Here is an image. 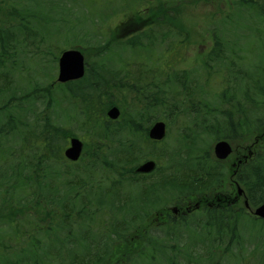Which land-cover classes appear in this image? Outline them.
I'll return each instance as SVG.
<instances>
[{
    "label": "trees",
    "instance_id": "16d2710c",
    "mask_svg": "<svg viewBox=\"0 0 264 264\" xmlns=\"http://www.w3.org/2000/svg\"><path fill=\"white\" fill-rule=\"evenodd\" d=\"M57 1V15L63 18L51 22L60 23L59 31L46 27L47 16L38 13L29 0H0V264H109L123 249H127L122 256L125 264H151L158 255L167 258V264H177L173 256L179 252L180 238L132 242L127 236L148 218L149 210L168 205L166 200L185 204L192 197H209L217 206L204 227L211 229L212 237L207 238L210 247L206 249L216 248V252H197L195 245L187 244L193 262L212 264L209 261L214 257L242 261L249 243L244 238L247 233L241 234L239 228L249 215L242 208L231 209L224 197L214 195L226 180L223 162L195 139L205 134L230 141L255 132L264 135V0H228V15L211 30L212 46L205 64L223 69L226 85L211 100L205 98L199 82L186 85L189 72H167L156 63L161 53L157 58L152 55L154 46H159L158 52H168L179 45L180 38L171 33L173 16L163 12L178 0H156L159 5L152 13L119 39L102 33L103 23L114 13L141 8L149 0ZM88 10L97 13L88 23H81L75 13L87 15ZM60 32L66 35L62 43L56 41ZM64 48H93L95 63L89 67L86 63L84 75L74 81L59 84L52 76L45 82L39 73L28 88L15 87V78L31 79L24 58L54 64ZM136 53L144 57L133 59ZM246 53L256 55L257 60L248 61ZM243 61L253 65L252 72ZM124 89L135 96L133 108L110 120L106 111ZM177 101L189 104L183 113L198 122L191 125L189 134L184 131L176 138L189 135L190 143L181 149L168 143L166 149L154 151L150 146L158 142L150 140L147 131L157 120L170 125ZM57 105L65 112L58 111ZM67 105L71 112L66 111ZM217 116L221 123L206 125L208 118ZM72 136L90 138L98 149L110 150L111 158L107 156L104 165L101 157H95L82 168L78 162L83 153L76 162L66 160L62 151ZM253 147L231 173L250 208L264 202V138ZM145 157L156 162L154 171L134 173ZM163 159L166 165L159 167ZM230 185L234 186L231 180ZM159 194L161 201L156 199ZM32 211L36 216L31 217ZM122 215L127 220L118 218ZM251 218L247 219L258 228L253 236L260 238L254 248H259L260 264H264V220ZM222 219L223 226L219 225ZM173 227L165 226L164 234L170 235ZM249 253L252 256L253 251Z\"/></svg>",
    "mask_w": 264,
    "mask_h": 264
},
{
    "label": "rangeland",
    "instance_id": "374dc122",
    "mask_svg": "<svg viewBox=\"0 0 264 264\" xmlns=\"http://www.w3.org/2000/svg\"><path fill=\"white\" fill-rule=\"evenodd\" d=\"M29 1L32 6L36 7L35 10L38 13H43L45 16H47L44 23L49 30L55 29L59 31L61 29L59 26L60 23L51 22V20L54 18H63V16L57 15L59 10V5L57 0H29ZM148 2L147 3L144 2L141 8H128L127 10H121L119 12L114 13L112 17H110V19L108 18L109 20L108 19L106 20L107 22L103 23V28L101 30L102 33H104L108 38L114 35L116 39L123 38V36H125L126 34H130V32L133 31L132 27L137 26L142 19L147 18L148 15L152 13L151 11L153 10V8H156L155 5L156 6L159 5L156 0H149ZM228 3H229L228 0H178L177 3H175L176 5L175 7L168 8L163 12H166L167 15L170 14L173 16L175 27L173 28L174 31H172L171 33L174 37L176 36L180 38L177 42L179 45L174 46V48L168 52H163V51L158 52L159 46H154L152 50L153 52L152 55L154 56L153 58H157L156 57L157 54L159 55L161 53L162 56L161 61H159L158 58L156 60V63H158V67L162 66L161 68L162 69L165 68L167 72H169V70H175V71L185 70L189 72V75L188 76L186 75L187 76L186 85L190 86L192 84V81L199 82L203 88L202 92L205 93V98L207 97L206 99L209 100L213 98H217L220 95V92L223 89H225L224 87L226 86L224 85V82L222 80V76H223L222 74H224L223 69L221 71H217L216 68L214 67L211 68L212 66L207 67L205 64V58H206L205 56H207V53L212 46L211 30L217 27L218 23L216 22H218V20H221L223 19L222 18L223 16L228 15L227 12ZM94 12L97 13V10L94 11L88 10L87 15L84 14L79 15L77 13L75 14L77 15L81 23H88L90 19H92L91 16L93 15ZM153 12L159 14L162 18L166 17L162 12H159L158 10ZM69 16H74V14H69ZM151 21L154 22L155 20L152 18ZM225 24L227 25V22H225ZM79 26L80 24L77 25V28ZM117 33H119V36L116 35ZM65 38L66 35L60 32L59 35L56 36V41L58 43H62ZM160 46H162V43H160ZM115 51L113 52V54L115 53ZM81 52L84 56V60L86 61L88 67L90 66V64L95 63L96 56L93 48H85L84 50L82 49ZM144 55L146 56L147 54L144 53ZM246 55L248 56V61L250 62L252 61L254 62L255 60H257V57L254 54L250 55L249 53H246ZM47 57L49 56L47 55ZM140 57H144V56H140L138 53H136L135 56L132 58L137 59ZM47 59L48 58H44V61H46ZM144 60H146L149 63L153 62V59L145 58ZM23 61L31 69L32 72L31 79H28L27 76L24 77L20 76L18 78H15V82H14L16 85L15 87L22 88L21 85H23L24 87L28 88L31 80L35 79L36 77L35 74H39V73L42 75V79L44 78L45 82L49 81L52 76H53L52 80L55 81L57 74V60L56 62H54V64L34 63L33 61L25 58L23 59ZM243 63L245 68L249 72L253 71V65L251 63L247 61H243ZM163 64L165 65V67H163ZM212 73L214 75H212ZM160 81L161 79H159V82ZM240 86L243 89V83ZM242 89L240 92H242ZM134 97L135 96L132 92H128L126 89H124L122 93H118L113 97L114 104L112 106H116L119 109L120 115H125L131 112L133 108ZM212 104L214 106L215 104L214 101H212ZM56 109L58 111L65 112L64 108H62L59 105L56 106ZM177 109L178 111H180V113L182 112L181 114L183 115L179 114L178 116ZM188 109H189V104H184L181 101H177V108L174 110V113L171 114L172 122L170 123V125H166L167 130L163 140L152 146H150L149 144H144V145L150 146L151 149L154 151L156 150L161 151L163 149H166V145L168 143L171 146L176 147L177 149H181L182 147L190 143L189 135L187 137L182 136V140L179 141L176 140V138H178L179 136V133L181 134L182 132L185 131V133L189 134L190 133L189 128H191V125L198 123L192 121L193 116H186L184 114L185 112H188ZM196 109H198V107ZM66 111L71 112V106L67 105ZM190 111H192L191 114L193 115V110L190 109ZM213 123H217V124L221 123L220 117L217 116V119L213 117L211 118V120L208 118L206 121V125H210ZM81 138L83 143V149H82L83 157L78 162L81 168L83 166H89L91 164V161L95 157H101V163L103 162L104 165H106V162H108V159L106 157L108 156V158H111L108 153L110 150L109 151L103 150L102 148L98 149L97 145H95L90 138L87 139L85 136H82ZM262 138H264V135L262 134L260 135V133L255 132L253 134L244 136L242 138L233 141L230 140L228 141L234 152L241 150L243 151L242 159L244 160L247 157L246 154H249L250 156L249 149L254 150L253 147L254 143H258ZM195 140L197 141V143H199L200 146L207 148V153L212 155V157L215 160H217L214 157L212 150V147L217 140H214L213 137L210 136L209 134H205L201 136L199 135V138H196ZM66 146L67 143L65 144V147ZM234 152L232 155H230L228 158L222 161L224 170L226 172V180L224 182V185L218 188L219 193L214 194V195H219L220 198L224 197L226 199L227 205H228V198L233 196V194H236V187L230 185V180L231 182H233V180L231 179L232 178L231 173L235 168V166H233V163L235 161ZM145 158L146 159L143 158L141 161H139V164L148 159L147 157ZM165 165H166V161L164 159L160 162L158 161L159 167H163ZM103 172L105 171L103 170ZM108 175H110V172L108 173ZM220 198H217L218 202L220 201ZM156 199L161 201L160 194L157 196ZM204 199L205 197H192L188 199V201H186L185 204L183 203L179 205L180 207L181 206L184 207L187 204L189 206L190 205L192 206L198 204V202L203 203ZM165 202H170V203L164 207L160 206L158 210L156 209L149 210L148 218L144 219L141 223H138L137 226L134 227L133 229L131 228V230L129 231V236H127V238H130L131 241L134 242L133 239L139 240L140 238H146L147 236H149V234H147V230H150L152 228L159 229L161 227L159 230L163 231V228L165 226L171 227L172 224L170 222L167 224L166 222L161 223V220L164 219L165 213H167L166 211H168V213L172 214L173 216L174 213L172 212L171 209L177 208L179 205H176L175 203L172 204L174 202L173 200L172 201L166 200ZM210 202L212 203L213 200H211ZM233 206H235L236 208L241 207L246 212V214L249 215L246 217L251 218L252 215L249 213L247 209L244 208L242 196L240 197L238 204ZM167 207H169V209L164 211ZM160 212L163 214L162 217L158 216ZM31 214H32L31 217L36 216V213L34 211H32ZM51 218L52 217H49L47 219H51ZM118 218H123L124 220H127V217L124 215ZM247 218L246 220H243L245 226H240L239 228V232L241 234L247 233V235L244 238H246V242H248L249 244L246 245L247 252L244 253L245 258L242 259V261L241 260L227 261L223 259L220 261L218 257H214L211 261H209V263L260 264V261L262 260V258L260 257V250L259 248L256 250L254 248L255 242L260 241V238L259 236L257 238L253 236V234L258 231V228L256 227V225L251 224L254 223L253 221H249ZM178 220L179 219L177 218V221ZM202 222H203V218L194 219V223H202ZM177 225L178 226L174 225L173 227L174 228L173 231L177 236L176 238H180L178 244L179 252L176 253L177 256H173V258L176 259L175 262L177 264H195V262H193L194 259L191 256L190 249L189 247H187V244L195 245L194 251L205 254H208V252L211 253L214 249H216V248L206 249L208 248L207 245L210 247V243L208 241L209 239L207 238H212L209 235L211 229L209 230L207 228H204L206 227V225L204 226L202 224V227H196L195 224H193L194 229L191 226L190 227L180 226L181 225L180 223ZM195 235L201 236L200 238H203L202 242L201 241L196 242L197 237H195ZM170 238H174V237L170 235ZM191 238H195V239H191ZM250 250L253 251L252 256L251 253H249ZM119 252L121 253V256L118 257L116 261L115 259L112 260L109 264H125L124 258L122 256H124L127 253V249H123ZM214 252H216V250H214ZM170 254H174V253L170 252ZM170 257H172V255ZM167 262H168L167 258L160 257V255H158L157 260L152 262L151 264H167ZM138 264H148V263L139 261Z\"/></svg>",
    "mask_w": 264,
    "mask_h": 264
},
{
    "label": "water",
    "instance_id": "95a60500",
    "mask_svg": "<svg viewBox=\"0 0 264 264\" xmlns=\"http://www.w3.org/2000/svg\"><path fill=\"white\" fill-rule=\"evenodd\" d=\"M85 73V61L82 52L77 48L63 49L57 59V74L56 82L65 83L68 81H74L80 79ZM119 109L116 106H111L106 111V116L115 120L119 116ZM166 125L163 121H155L148 129L147 136L154 141H160L165 137ZM83 143L78 137H70L67 141V146L63 150V156L65 159L76 162L82 154ZM213 154L216 159L224 160L232 152V148L228 141L222 139L214 143ZM155 168V162L153 160H145L137 165L133 172L138 174H148ZM238 195H241L242 189L237 187ZM245 206L248 207L245 201ZM252 214L258 218L264 219V202L259 204L251 211Z\"/></svg>",
    "mask_w": 264,
    "mask_h": 264
},
{
    "label": "flooded vegetation",
    "instance_id": "af4514ba",
    "mask_svg": "<svg viewBox=\"0 0 264 264\" xmlns=\"http://www.w3.org/2000/svg\"><path fill=\"white\" fill-rule=\"evenodd\" d=\"M242 157H243V151L241 150L235 156V161L233 163V166H236V165L240 164L241 161H242L241 160ZM233 183H234V180H233ZM240 197H241V195H238L237 193L233 194V196L228 198V206H230L231 209L233 208V210H235V211H240L241 207L236 208L235 206H233V205H237L238 204V202L240 200ZM211 200H212L211 198L207 197V198H205L203 200V203H199L198 202V204H195V205H192V206L191 205L189 206L187 204L184 207H182V206L180 207V205H179L177 208H172L171 209L172 212L174 213L173 216H172V214H169L168 211H166L167 209H169V207H167L164 210L167 213H165L164 219L161 220V223L162 222H166V224H167V223L170 222L172 224L171 226H174V225L178 226L177 224L180 223L181 224L180 226H184V227L191 226L192 228L194 227L193 224H195L196 227H202V224L205 226L206 222L208 221V218L211 215L210 214L211 209L217 208V206H215L216 203H214V202L211 203L210 202ZM222 209H224V208H222ZM158 216L162 217L163 214L160 212L158 214ZM177 218L179 219L178 221H177ZM200 218H203V222L202 223H194V219H200ZM174 221H176V222H174ZM224 221L225 220L222 219L221 222L219 223V225L222 224V226H223L224 225ZM159 229L152 228L150 230H147V234H149V236H147L146 238H152V237H154V238H170V235L172 237H174V238L177 237L176 234L173 231L170 233V235H165L164 234L165 229L163 228V231H160ZM195 237L200 238L201 236L195 235Z\"/></svg>",
    "mask_w": 264,
    "mask_h": 264
}]
</instances>
